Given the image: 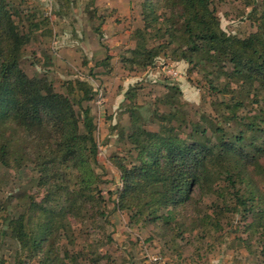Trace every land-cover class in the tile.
<instances>
[{"label": "trees", "instance_id": "trees-1", "mask_svg": "<svg viewBox=\"0 0 264 264\" xmlns=\"http://www.w3.org/2000/svg\"><path fill=\"white\" fill-rule=\"evenodd\" d=\"M212 3L149 0L146 29L138 32L130 62L147 68L167 46L175 45L177 60L213 67L210 73L217 81L213 88L225 97L215 103L223 120L216 116L205 125L195 123L181 137L135 125L129 140L137 162L116 163L123 183L118 205L133 219L159 223L178 236L202 228L217 230L221 213L196 216L191 207L197 203L196 190L201 196L220 193L225 198L227 191L214 189L223 181L229 184L226 188L236 189L237 203L227 205L228 211L252 217L251 239L243 240L245 247L254 254L255 237L264 261V181L254 179L264 174V8L260 30L240 38L221 28ZM17 14L8 0H0V165L19 168L29 161L45 193L40 202L31 199L26 213L11 220L10 227L22 249L42 255L43 264H72L66 261L68 255L62 257L59 243H50L56 232L69 235V216L81 219L89 214L101 230L107 217L94 170L99 153L94 125L88 112L77 111L71 97L56 91L52 82L24 72L21 60L31 38L21 30ZM157 35L164 42L148 47L149 36ZM171 90L179 92L177 87ZM249 105L255 110L240 115Z\"/></svg>", "mask_w": 264, "mask_h": 264}, {"label": "rangeland", "instance_id": "rangeland-1", "mask_svg": "<svg viewBox=\"0 0 264 264\" xmlns=\"http://www.w3.org/2000/svg\"><path fill=\"white\" fill-rule=\"evenodd\" d=\"M8 1L18 13L15 19L21 30L31 38L21 60L24 72L52 82L56 91L71 97L77 111L88 112L94 125L99 148L94 170L100 180L97 189L104 200L101 209L107 214L106 223L101 230L89 214L81 219L69 216L72 231L68 236L57 231L50 242L59 243L62 257L64 253L69 256L67 263L264 264L256 238L251 240L254 254L243 242L251 239L252 217L228 211L227 205L237 203L236 189L226 188L228 183L214 184V189L227 191L225 198L220 193L201 196L196 190L197 203L191 207L196 216L221 213L220 227L190 231L184 237L177 231H165L159 223L133 219L118 205L123 183L116 163L137 162L129 140L135 125L162 136L171 131L181 137L193 124L205 125L216 116L222 121L224 115L215 107L225 97L213 88L217 81L210 72L214 68L177 60L175 45L167 46L147 68L130 62L138 32L146 29L149 0ZM211 8L227 34L246 38L260 30L263 0H213ZM158 37L149 36L148 47L164 42ZM171 87L179 92L174 94ZM253 109L249 105L240 115ZM262 164L264 168V160ZM254 179L264 181V174ZM38 180L29 161L19 168L0 165V264H43L42 255L22 249L16 230L10 227L11 220L26 213L31 199L42 200L45 192ZM70 180L75 184L74 172ZM237 188L244 191L242 184ZM153 257H159V262H152Z\"/></svg>", "mask_w": 264, "mask_h": 264}, {"label": "built area", "instance_id": "built-area-1", "mask_svg": "<svg viewBox=\"0 0 264 264\" xmlns=\"http://www.w3.org/2000/svg\"><path fill=\"white\" fill-rule=\"evenodd\" d=\"M176 75H177V73H176ZM99 98H100V103H102L103 102L102 95H100ZM159 260H160L159 257H153L152 262L156 263V262H159Z\"/></svg>", "mask_w": 264, "mask_h": 264}]
</instances>
